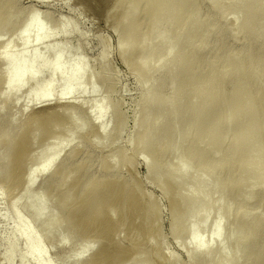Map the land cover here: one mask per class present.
Masks as SVG:
<instances>
[{
	"label": "bare ground",
	"instance_id": "1",
	"mask_svg": "<svg viewBox=\"0 0 264 264\" xmlns=\"http://www.w3.org/2000/svg\"><path fill=\"white\" fill-rule=\"evenodd\" d=\"M99 2L106 5L104 12L115 16L121 28L118 50L122 57L146 80H152L141 98L143 124L134 152L140 154L146 149L159 156L186 149L162 176L175 198L172 227L187 236L191 264L211 260L213 241L221 235L220 216L210 221L212 208L219 215L233 216L228 240L235 247L234 253L227 255L222 246L213 256L214 264H264V211L251 214V206L264 188V0ZM18 4L19 0H0L2 28L13 23ZM229 12L237 15L232 23L226 21ZM55 35L44 29L36 10H32L17 36L0 49L1 96L7 99L29 83L34 87L27 95L26 107L53 100L74 104L76 91L85 95L84 62L65 64L62 48L53 51L50 62L48 49L42 52L35 48ZM17 44L22 47L19 51ZM176 48L179 52L171 55ZM162 68L163 73L155 76ZM165 81L172 85L169 95L163 94ZM94 93L99 94L97 90ZM89 108L99 132L106 133V104L98 99ZM154 112L159 114V123L151 116ZM60 118L72 121L67 111L52 110L21 122L7 119L0 123L9 128L6 134L0 133L5 149L0 167L10 182L27 190L38 176L58 166L65 138L56 137L37 154L31 147L40 133L51 138ZM172 137L178 144L170 140ZM89 142L92 144L91 139ZM34 157L37 164L30 165ZM117 161L111 155L99 157L89 147H75L44 186L59 191L61 207L73 210L70 218L92 231L79 255L92 249L100 235L118 244L120 233L134 227L143 233L137 236L138 248L141 242L148 245L138 250V255L158 256L152 244L151 206L144 202L138 187L121 176ZM146 165L150 173H159L165 161L160 158L156 165L149 161ZM214 191L219 195L215 203ZM42 210L38 204L36 217ZM5 217H13L15 222L6 260L10 263L20 240L22 258L50 264L41 238L15 209H8ZM97 256L84 264L103 261L102 253Z\"/></svg>",
	"mask_w": 264,
	"mask_h": 264
},
{
	"label": "rangeland",
	"instance_id": "2",
	"mask_svg": "<svg viewBox=\"0 0 264 264\" xmlns=\"http://www.w3.org/2000/svg\"><path fill=\"white\" fill-rule=\"evenodd\" d=\"M210 1L206 2L209 7ZM18 11L13 16V23L6 29L0 24V49L3 45L14 39L25 23L29 20L32 10H36L39 20L44 29L56 35L50 40L37 45L38 51L49 50L48 61H52L51 54L58 48L65 52V64L82 61L86 65L87 79L83 86L86 89L84 96L76 91L74 104L66 101L53 100L29 105L26 107L27 95L34 85L29 83L22 90L12 94L7 99L1 96L4 88L0 87V123L7 119L21 122L32 115L52 110L67 111L69 119H58L53 136L46 139L44 133H40L32 144L31 151L37 154L43 146L54 142L55 139L65 138L66 144L57 159V167L46 170L37 177L33 185L24 190L22 184H15L7 179V175L0 167V264H35L33 260L22 258L23 246L17 240V251L10 263L6 260L8 240L14 225L13 217H5L10 208L31 226L34 233L41 238L43 247L47 253V261L50 264H84L95 256L103 254V261L98 259V264H191V246L187 236L181 231H175L172 221L175 214V198L173 189L162 176L167 168H171L177 156L185 152L180 148L172 153L152 155L146 149L135 153L139 146L137 137L142 131L143 115L139 113L141 98L150 88L152 80H146L136 71L131 61L125 60L118 50L119 33L121 28L116 23L112 14L104 12L106 5L99 0H19ZM237 19V15L229 12L226 17L228 23ZM1 21V20H0ZM16 45V50H21ZM51 50V51H50ZM179 52L176 48L171 55ZM203 52H207L203 50ZM164 69L154 73L155 76L162 74ZM46 76H42L45 80ZM98 91V95L94 93ZM163 94L172 92V85L168 81L163 83ZM96 94V95H95ZM103 101L106 108L105 121L108 123L107 132H99L94 122L93 111L89 108L91 102ZM151 116L159 123L160 117L157 112ZM183 128V126H182ZM9 130L6 126H0V133L6 134ZM91 139L92 144H90ZM176 143L177 138L170 139ZM75 147L94 149L99 157L114 156L121 166V176L138 187L143 193L144 202L151 206L154 222L152 231V244L158 256L149 254L138 255V250H145L147 244L141 242L139 248L135 243L143 233L134 227L123 230L120 233L118 244L107 240L100 235V241L93 244L84 254L79 251L86 244L91 230H86L77 224L78 220L71 219V212L67 206L61 207V195L59 191H51L44 186L48 176L57 170ZM5 152L4 145L0 142V155ZM165 161V166L159 173H150L147 161L156 165L158 159ZM31 162V163H30ZM30 165H36V157L29 161ZM203 173H200V175ZM13 183V184H12ZM219 195L212 194V202L215 203ZM229 200V195H227ZM264 188L258 196V201L251 206V214L262 213L264 207ZM41 204L43 210L36 217L35 209ZM220 216L221 235L212 244V258L206 264H214L213 256L224 247L227 255L235 251L233 243H230L231 222L233 216L219 215L215 208L210 213V221L213 222ZM77 218V217H75ZM210 232L208 226L205 237ZM248 232L243 237L246 238ZM200 256V255H198ZM79 257V258H78ZM98 258V256H97Z\"/></svg>",
	"mask_w": 264,
	"mask_h": 264
}]
</instances>
